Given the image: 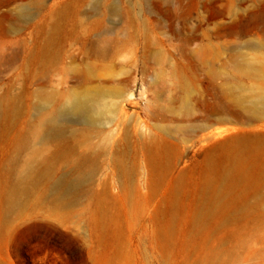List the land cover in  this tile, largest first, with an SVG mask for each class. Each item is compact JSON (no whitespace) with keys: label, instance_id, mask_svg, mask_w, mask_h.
Listing matches in <instances>:
<instances>
[{"label":"rangeland","instance_id":"374dc122","mask_svg":"<svg viewBox=\"0 0 264 264\" xmlns=\"http://www.w3.org/2000/svg\"><path fill=\"white\" fill-rule=\"evenodd\" d=\"M63 93L111 123L35 144L77 201L0 175V264H264V0H0V171Z\"/></svg>","mask_w":264,"mask_h":264},{"label":"bare ground","instance_id":"6f19581e","mask_svg":"<svg viewBox=\"0 0 264 264\" xmlns=\"http://www.w3.org/2000/svg\"><path fill=\"white\" fill-rule=\"evenodd\" d=\"M97 93V92H96ZM102 95L86 93H63L60 95L58 104L49 105L42 109L41 116L38 119L37 127L28 129L26 135L18 133L14 139V156L9 157L3 163L0 171L2 182L4 184V197L8 212L19 210L23 207L24 201L30 197L46 191L40 188L41 181L46 180L51 183L50 191L52 196H56L59 200L57 203H67L68 201H77V189L87 178L85 173H77L74 182L68 184L65 178L54 179L53 170L49 161L40 160L41 152L35 144L38 142L59 138L65 134L64 128L61 127L62 122L70 124H83L95 129H101L106 125L109 126L110 109L103 103ZM3 102L13 104L15 100L10 99L9 95L0 99V106ZM263 107L264 94L259 96L252 104L253 109ZM69 111L76 115L86 116L84 122H67L62 118V112ZM107 126V127H108ZM75 130L73 133H78ZM76 136V135H74ZM96 134L88 132L86 137L90 153L81 156L83 161L88 162L94 159L92 150L94 146L91 142ZM80 140V139H79ZM102 152H107L105 146L101 147ZM122 162L123 155L116 158ZM42 163L43 167L38 165ZM89 177V175H88ZM66 182L68 185H66ZM219 200V199H218Z\"/></svg>","mask_w":264,"mask_h":264}]
</instances>
